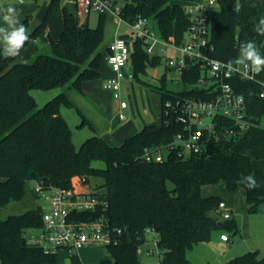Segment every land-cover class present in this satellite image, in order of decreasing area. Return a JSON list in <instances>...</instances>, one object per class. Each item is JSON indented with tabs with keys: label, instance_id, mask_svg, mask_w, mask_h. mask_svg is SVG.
<instances>
[{
	"label": "trees",
	"instance_id": "trees-1",
	"mask_svg": "<svg viewBox=\"0 0 264 264\" xmlns=\"http://www.w3.org/2000/svg\"><path fill=\"white\" fill-rule=\"evenodd\" d=\"M57 2L52 1L18 56L5 58L0 54V208L21 201L25 184L30 180L45 187L69 188L73 186L74 176H80L86 183L101 178L106 188L95 191L107 205L78 215L80 219L104 215L110 224L124 229L119 242L107 246L111 258H103L101 264H141L138 248L146 239L147 228L157 232L162 264H188L187 251L209 240L214 230L238 228L234 215L221 220L212 214L222 212L219 204L223 199L217 195L203 196V185L224 181L231 191L241 186L251 209L264 202V170L252 165L254 159L264 158V125L256 119L264 116V101L258 95L260 87L248 81L237 83L246 98L249 114L255 116V124L224 141L212 139L202 153L180 156L170 152L163 161H147L142 157L146 147L157 151L173 139L181 130L175 121L147 124L119 145L94 134L77 148L61 106L74 105L68 97L71 89L84 94L83 84L100 77L105 13H100L98 24L92 27L64 5L63 30L55 39L48 32V23ZM218 2L219 6L211 13L210 35L214 45L211 55L236 62L242 57L240 45L251 40L264 57L261 47L264 35L253 30L264 17V0ZM121 15L128 21L138 16L153 20L163 38L174 37L177 43L183 40L191 23L184 6L176 0H127ZM32 19L28 15L21 22L29 28ZM44 32L48 34L50 50L36 54L30 61H19L30 42ZM121 36L131 49L134 78L163 63V56L147 52L141 38ZM261 66L264 77V65ZM165 69L172 70L166 62ZM198 76L199 70L185 71L179 89L173 90L168 87L164 73L160 84L152 88L160 93L162 105L170 98L202 96L204 90L192 87ZM55 88L61 91L38 108L32 90ZM85 122L90 124L84 117ZM219 123L217 129L221 134L228 128H237L228 117L220 116ZM95 160L104 161L105 166H95ZM249 174L255 176L259 187L249 190L244 185ZM169 182L173 187L168 186ZM42 211L41 206H36L0 216L2 264H59V251L46 250L29 240L28 231L43 225ZM70 260L71 264H84L78 253L70 256ZM226 264H264V256L259 250L248 251Z\"/></svg>",
	"mask_w": 264,
	"mask_h": 264
},
{
	"label": "built area",
	"instance_id": "built-area-1",
	"mask_svg": "<svg viewBox=\"0 0 264 264\" xmlns=\"http://www.w3.org/2000/svg\"><path fill=\"white\" fill-rule=\"evenodd\" d=\"M185 3L184 9L191 23L184 33L183 40L177 43L174 37L165 39L157 30L150 28L149 19L145 17L138 16L133 21L123 18V5H117L115 0H77L80 18L86 17L91 10L99 13L114 11L119 23L126 22L132 32L143 40L150 55L165 57L166 65L177 73L173 80L178 83L185 71L199 70V76L192 87L198 86L204 90V95L170 98L164 102L162 118L163 115L165 118L162 123L170 124L175 121L181 125V130L157 151L146 147L142 157L147 161H163L170 152H177L180 156L204 152L212 139H220L224 134L219 133L217 129L220 116L231 118L237 127L226 129V138L235 136L239 131L255 124V116L249 114L246 98L237 87L239 81L258 84V95L264 101L262 66L259 72H255L250 62L239 64L237 61L241 58L236 62H228L211 55L214 49L210 35L211 13L219 6L218 0H189ZM169 49L179 51L180 55H168ZM110 50L107 61L114 74L105 81L104 88L119 101L118 116L125 119L123 109L128 106V102L121 96L122 81L125 78H134V73L127 70L131 49L126 39L118 35L111 43ZM256 119L264 125V116ZM33 189L39 198L45 199L46 204L41 206L42 227L29 234L31 243L70 257L83 247L109 246L119 242L124 229L110 224L104 215L93 219L78 218L82 212L95 211L98 207L107 205V201L95 190H81L74 185L69 188L45 187L41 182H35ZM226 207V202L221 201L219 210L224 211L225 218H231L234 212ZM149 234L153 236L152 241L159 255L157 232L153 228H147L144 242L148 241ZM220 238L230 240L226 231L220 234ZM140 246L138 253L141 252ZM150 253L154 251L151 250Z\"/></svg>",
	"mask_w": 264,
	"mask_h": 264
},
{
	"label": "rangeland",
	"instance_id": "rangeland-1",
	"mask_svg": "<svg viewBox=\"0 0 264 264\" xmlns=\"http://www.w3.org/2000/svg\"><path fill=\"white\" fill-rule=\"evenodd\" d=\"M18 3V0H12ZM48 0H25L24 4H19L22 8L32 13L33 19L36 20L38 13L41 10V5H46ZM127 0H115L117 5H123ZM130 1V0H128ZM185 7V1L176 0ZM60 5L54 7L51 19L53 21L58 20V12H61V7L66 5L70 10L76 12L77 0H59ZM60 8V9H59ZM37 14V15H36ZM100 13L91 10L88 23L90 26L95 27L98 24ZM119 24L118 17L115 15L107 14L105 18V26L115 27ZM153 29H156V22L153 20L150 22ZM122 32L129 34L131 39L136 35L132 32L131 28L126 22L121 24ZM105 44L103 41L102 46ZM101 46V47H102ZM167 54L176 57L179 56V51L169 49ZM131 63L129 69H131ZM167 73L168 87L173 90L179 89V83L174 79L177 73L174 71H166L165 69V57L163 63L158 67H149L146 73H139L138 78H134L135 87L134 90L131 88V92L128 94V90L124 92L125 98L131 100L134 104L137 102L138 107L135 108L133 113L127 112L128 119L136 120L140 115L149 112L151 108V102L155 91L152 86L160 84L161 76ZM126 90V88H124ZM61 91L60 88L52 90H32L33 95L37 100L38 108L42 107L47 101L55 97ZM152 100V101H151ZM113 102V101H112ZM114 105V102L113 104ZM100 108L101 114L104 120L108 123L109 134L112 137L117 119L115 120V112L113 107L109 110L106 108ZM61 114L65 117L70 125L73 132V142L77 148H80L82 143L90 136L99 133L97 125L95 123L90 124L88 122L83 123L84 113L79 109L77 105H63L61 106ZM100 134V133H99ZM102 135V134H101ZM117 143V142H116ZM165 154H167L165 152ZM94 165L97 167L105 166V162L102 160H95ZM252 165L255 169L264 170V158L254 159ZM78 178V184L82 186H89L92 190L104 191L106 183L104 179L93 178L89 183H86L80 176H74L72 181L76 182ZM34 181H27L25 184V195L21 201L13 202L9 205L0 208V216L6 217L10 214L21 213L30 208L36 206H44L46 204L45 199L37 198L33 186ZM74 185V184H73ZM75 186V185H74ZM171 188L173 184L168 183ZM76 187V186H75ZM203 196L217 195L220 196L227 204V209L233 210L234 217L238 222V228L235 230H214L211 237L207 241L199 242L194 245L193 248L187 251V258L189 259L188 264H226L229 260L240 256L248 251L259 250L260 255L264 256V202H261L256 209H251L247 201L245 191L243 187L231 191L227 188L224 181L213 184H205L201 188ZM218 219L225 220L224 211H218L212 213ZM226 231L229 235L230 240L223 242L220 239V233ZM31 233V231H28ZM153 236L148 235V241L143 242L140 246L141 252L139 257L141 264H160V258L158 250L154 242L152 241ZM153 250L154 253H150ZM79 257L84 264H101L103 258H111V252L109 247L94 245L83 247L78 251ZM59 264H71L70 257L60 252Z\"/></svg>",
	"mask_w": 264,
	"mask_h": 264
},
{
	"label": "crops",
	"instance_id": "crops-1",
	"mask_svg": "<svg viewBox=\"0 0 264 264\" xmlns=\"http://www.w3.org/2000/svg\"><path fill=\"white\" fill-rule=\"evenodd\" d=\"M52 1L53 0H48L46 1V5L44 6L41 5V8H40L41 10H39L40 12L38 13V15L36 14L37 15L36 20L32 21L30 27L28 28L29 35L41 23ZM10 4L16 6L17 8L22 9L21 15L19 17L20 21H23L26 16L32 15V13H30L28 10L22 8V6L13 2L12 0H2L0 2V26H6L3 24L2 10L3 8H5L6 6ZM58 5H60L59 0L57 4L55 5V7ZM63 6L61 7V12H58L57 14L58 20L53 21L51 19L52 17L51 15L49 23H48V32H50L52 37L55 39L59 38L63 30V25H64L63 14H62ZM75 13L79 16L78 4H77V10ZM107 14L116 16V13L114 11H108L105 13V18ZM89 15L90 13L86 15V17L84 18H80L82 22L87 21L89 18ZM151 21L152 20H149L150 28H152V26L150 25ZM154 30H157V29H154ZM122 34H126V33L122 32L120 23L115 27L109 26L108 28H106L105 26V35H104V40H103L105 41V44L101 47L103 57H102L100 67H99L100 77L96 80L87 81L83 84L84 94L80 93L76 89H71L68 92V97L73 102V104L79 106V109L84 113V117L89 122L95 123L97 125L98 132L100 133V135L102 134V136L112 145H119L127 137L141 130L147 124L160 125L162 123V106L163 105H162V98H161L160 93L155 92L154 95L152 96L154 101L151 100L152 106L149 109V112L146 111L145 115L141 114L140 117L136 118V120H131V119L129 120L127 112L130 111L133 113L135 104H136V108L138 107V104L137 102L134 104L131 100L125 98L124 92L128 90V94H129V92L132 91L131 88H133L134 90V87H135L134 80L135 79L125 78L122 81V95L121 96L123 100H126L128 102V106L125 109H123V112L126 115L125 119H120L118 116V113L120 110L119 101L116 100L112 96V93L109 90L104 88L105 81L108 78L112 77L114 74L111 66L109 65L107 61V57L109 54V47L111 43L114 41V39L118 35H122ZM49 50H50V44H49L48 34L47 32H44L38 37L34 38L30 42V44L24 49V51L21 53L18 59L19 61H22V62L30 61L31 59L35 57L36 54L40 52H46ZM129 65H130V62L127 66L128 72H133L132 66H131V69L128 68ZM124 88H126V90ZM112 101L114 102V105H112L113 104ZM98 106L101 108H106L109 111L113 107V111L115 112L114 117H115V120L117 119L116 121L117 124L115 125V129L113 131L112 137L108 133L109 132L108 123L104 120L101 114L100 108H98ZM75 179H76V182L74 181L73 184L76 186V188L81 189V190H92L89 186H82L78 184V178H75ZM222 241L226 242V240H222Z\"/></svg>",
	"mask_w": 264,
	"mask_h": 264
},
{
	"label": "clouds",
	"instance_id": "clouds-1",
	"mask_svg": "<svg viewBox=\"0 0 264 264\" xmlns=\"http://www.w3.org/2000/svg\"><path fill=\"white\" fill-rule=\"evenodd\" d=\"M18 3L22 5L25 3V0H18ZM21 12L22 9L11 4L2 10V20L6 26H0V44L3 45V51L0 54L5 58L18 56L25 43L29 40L28 28L19 19ZM253 30L258 35H264V17L260 19L258 25L254 26ZM261 47H264V44H261ZM239 50L242 53V57L237 62L239 64H244L246 61L250 62L253 71L259 72L260 66L264 65V57L260 55L257 44L249 40L242 43ZM246 180L247 183L244 185L249 190L260 186L253 174L247 175Z\"/></svg>",
	"mask_w": 264,
	"mask_h": 264
},
{
	"label": "water",
	"instance_id": "water-1",
	"mask_svg": "<svg viewBox=\"0 0 264 264\" xmlns=\"http://www.w3.org/2000/svg\"><path fill=\"white\" fill-rule=\"evenodd\" d=\"M220 140H222V141L226 140V137L224 136V134L221 135ZM127 229H129V228H127Z\"/></svg>",
	"mask_w": 264,
	"mask_h": 264
}]
</instances>
